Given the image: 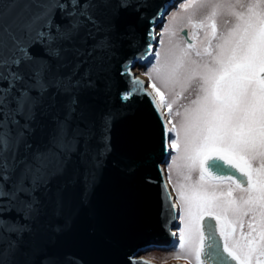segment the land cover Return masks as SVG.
Returning a JSON list of instances; mask_svg holds the SVG:
<instances>
[{"label": "snow or ice", "instance_id": "1", "mask_svg": "<svg viewBox=\"0 0 264 264\" xmlns=\"http://www.w3.org/2000/svg\"><path fill=\"white\" fill-rule=\"evenodd\" d=\"M108 3L0 0V264H18L25 252L36 259L24 264H45L48 257L25 246L38 234L45 202L62 217L78 184L85 202L112 150L111 130L123 113L106 110L98 129L89 99L108 76L101 58L115 49L118 13L107 23L96 14ZM117 3L119 10L145 6ZM183 8L196 10L188 18L192 31L182 30L186 46L176 43L163 62L151 51L153 42L164 45L156 40L157 19L166 22L161 37L176 35L166 26L167 10L158 11L135 57L152 58L148 86L129 59L119 70L126 80L119 99L147 98L162 118V215L165 227L182 225L169 233L174 259L264 264V0H188ZM189 90L194 98L174 110Z\"/></svg>", "mask_w": 264, "mask_h": 264}, {"label": "water", "instance_id": "2", "mask_svg": "<svg viewBox=\"0 0 264 264\" xmlns=\"http://www.w3.org/2000/svg\"><path fill=\"white\" fill-rule=\"evenodd\" d=\"M140 2L145 6L139 11L131 8L119 10L117 0H109L107 5H101L96 10L105 23L118 15L117 31L112 37L115 49L106 58H101L104 65L102 71L108 76L100 77L99 91L89 97L91 118L96 120L99 129V117L106 110L115 109L123 115L112 127V150L87 200L81 202L83 189L78 184L66 197L62 217L53 215L51 205L45 202L38 234L25 244L48 257L45 264H140L141 261L158 264L143 255L152 250L174 249L176 237L169 233L178 231L181 224L172 220L165 227L167 216L162 215L164 201L161 185L167 177L166 171L162 174L160 170L167 165L162 118L147 98L134 97L131 102L119 99L126 86L119 70L127 60L133 59L134 64L129 66L132 73L144 79L135 70L147 69L152 58L150 55L143 59L135 57L147 47L149 19L162 9L167 10V19L182 0ZM154 23L156 40H159V31L165 19L159 18ZM157 48L158 45L153 42L151 51L154 53ZM105 80L108 88L104 87ZM170 151L173 154V150ZM16 259L18 264H24L36 257L25 252ZM167 264L186 263L177 261Z\"/></svg>", "mask_w": 264, "mask_h": 264}, {"label": "rangeland", "instance_id": "3", "mask_svg": "<svg viewBox=\"0 0 264 264\" xmlns=\"http://www.w3.org/2000/svg\"><path fill=\"white\" fill-rule=\"evenodd\" d=\"M188 0L184 1L183 3H187ZM183 3H181L177 8H174L171 13L167 17V21L169 22L166 26H168L171 30L175 31L176 35L173 37L171 33H166L163 37L160 36V39L164 40V45L158 46L157 51L161 52V61L163 62L165 54L169 53V50L174 49V46L176 43H180L181 46H186L185 44V38L181 33V30L183 28H188L190 32L192 31L191 26L188 24V18L190 16H193V12L196 11L194 9H188L187 11L184 10L183 8ZM202 11L197 12V14L193 17L194 19H199L202 15ZM175 18V19H173ZM161 31V29H160ZM159 31V32H160ZM200 38H203V33H201ZM159 39V40H160ZM197 46L199 47V42H197ZM148 70L147 69H136L135 71L140 74L141 77L144 78L145 82L147 83L148 86V78L145 75V72ZM157 87H161L162 91H167L164 89L160 82L157 80L156 81ZM176 92H180L181 89L179 86L176 87L175 89ZM184 98L181 99L177 105H174V110L182 104H187L189 101L194 98L195 93L192 90L186 91L183 93ZM182 110V109H181ZM179 120V117H177L173 122L175 123L176 121ZM175 155V150H173V154ZM165 169L167 170V165L165 166ZM172 183H175L176 180L178 179L177 174H176V169L173 168L172 171ZM171 185V184H170ZM172 187V186H171ZM174 192V190H173ZM175 194V192H174ZM182 227V225L180 226ZM143 256L148 257L149 259L153 260L154 262H157L159 264H167V263H172V262H177V261H182L187 264L185 260H176L174 259L175 256V249H172L170 251H160V250H152Z\"/></svg>", "mask_w": 264, "mask_h": 264}, {"label": "flooded vegetation", "instance_id": "4", "mask_svg": "<svg viewBox=\"0 0 264 264\" xmlns=\"http://www.w3.org/2000/svg\"><path fill=\"white\" fill-rule=\"evenodd\" d=\"M185 1H186V0H185ZM183 2H184V1H183ZM183 2H182V3H183ZM180 4H181V3H180ZM180 4H179V5H180ZM170 13H171V12H170ZM167 17H168V16H167ZM165 23H166V22H165ZM164 25H165V24H164ZM182 30H184V31H189V32H190V30H189L188 28H183ZM182 30H181V33H182V35H183V31H182Z\"/></svg>", "mask_w": 264, "mask_h": 264}, {"label": "bare ground", "instance_id": "5", "mask_svg": "<svg viewBox=\"0 0 264 264\" xmlns=\"http://www.w3.org/2000/svg\"><path fill=\"white\" fill-rule=\"evenodd\" d=\"M143 78V77H142ZM165 169V168H164ZM165 171H166V175H167V170L165 169ZM171 187V186H170ZM171 191H173V189H172V187H171ZM145 257V256H144ZM145 258H148V257H145ZM149 259V258H148ZM151 260V259H150ZM151 261H153V260H151ZM157 263V262H156ZM159 264V263H158Z\"/></svg>", "mask_w": 264, "mask_h": 264}]
</instances>
